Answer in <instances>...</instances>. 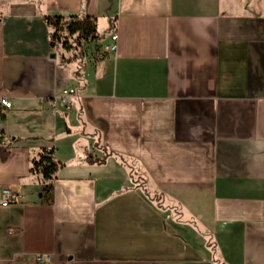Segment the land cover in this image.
Returning <instances> with one entry per match:
<instances>
[{
  "label": "crops",
  "instance_id": "0c3cea01",
  "mask_svg": "<svg viewBox=\"0 0 264 264\" xmlns=\"http://www.w3.org/2000/svg\"><path fill=\"white\" fill-rule=\"evenodd\" d=\"M50 13L98 51L50 49ZM0 97V264H264V0H0Z\"/></svg>",
  "mask_w": 264,
  "mask_h": 264
},
{
  "label": "trees",
  "instance_id": "16d2710c",
  "mask_svg": "<svg viewBox=\"0 0 264 264\" xmlns=\"http://www.w3.org/2000/svg\"><path fill=\"white\" fill-rule=\"evenodd\" d=\"M86 3L88 0H84ZM42 21L49 30L48 45L50 49L72 52L80 64L86 57L90 46L94 47L95 54L98 51L96 45L100 36L96 31V19L90 16L76 14L50 13L42 16ZM61 62L67 60L60 56ZM82 65H80V69ZM0 117H2L0 112ZM13 138L0 131V157L4 160L8 155ZM64 164L58 162L53 149H42L30 160L29 174L40 179V195L42 203L51 204L53 201L54 180L56 173ZM41 264V263H36Z\"/></svg>",
  "mask_w": 264,
  "mask_h": 264
},
{
  "label": "built area",
  "instance_id": "2783aa9c",
  "mask_svg": "<svg viewBox=\"0 0 264 264\" xmlns=\"http://www.w3.org/2000/svg\"><path fill=\"white\" fill-rule=\"evenodd\" d=\"M110 40L112 42V45L106 47L105 49L107 52H114L116 50V42H117V34L115 32H112L110 34ZM71 94H73V90L71 89L63 90L60 93L58 100L63 104L68 105L69 103L68 98ZM48 104L53 108L56 104V99L50 100ZM0 107H3L4 109H10L11 104L8 100L0 97ZM16 201H17L16 194L12 192L10 189H3L1 191L0 205L8 206L16 203ZM41 262H42V258L37 257L36 263H41Z\"/></svg>",
  "mask_w": 264,
  "mask_h": 264
},
{
  "label": "rangeland",
  "instance_id": "374dc122",
  "mask_svg": "<svg viewBox=\"0 0 264 264\" xmlns=\"http://www.w3.org/2000/svg\"><path fill=\"white\" fill-rule=\"evenodd\" d=\"M86 55H88V50H87V53H86ZM93 55V54H92Z\"/></svg>",
  "mask_w": 264,
  "mask_h": 264
}]
</instances>
